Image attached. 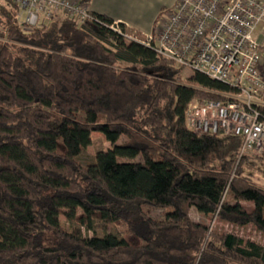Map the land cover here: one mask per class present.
Instances as JSON below:
<instances>
[{
	"label": "trees",
	"instance_id": "obj_1",
	"mask_svg": "<svg viewBox=\"0 0 264 264\" xmlns=\"http://www.w3.org/2000/svg\"><path fill=\"white\" fill-rule=\"evenodd\" d=\"M17 13L0 0V264H264V244L189 216L264 238V152L240 157L241 138L186 126L191 104L235 90L196 72L184 79L106 16L27 29ZM93 133L111 149L82 164ZM108 221L125 236H83Z\"/></svg>",
	"mask_w": 264,
	"mask_h": 264
},
{
	"label": "built area",
	"instance_id": "obj_2",
	"mask_svg": "<svg viewBox=\"0 0 264 264\" xmlns=\"http://www.w3.org/2000/svg\"><path fill=\"white\" fill-rule=\"evenodd\" d=\"M17 20L27 29L55 16L79 24L90 20L83 0H14ZM264 24L262 0H176L141 41L159 56L190 73H200L235 90L225 102L206 101L188 108L186 126L198 135H232L242 140L239 156L264 152V79L260 74ZM264 26V25H263ZM113 30L118 31L116 24Z\"/></svg>",
	"mask_w": 264,
	"mask_h": 264
},
{
	"label": "rangeland",
	"instance_id": "obj_3",
	"mask_svg": "<svg viewBox=\"0 0 264 264\" xmlns=\"http://www.w3.org/2000/svg\"><path fill=\"white\" fill-rule=\"evenodd\" d=\"M263 40L260 41L262 47L264 48V38ZM264 60V59H263ZM264 64V61L263 63ZM263 71H264V66H263ZM191 75L190 72L188 71H183L182 77L185 79ZM124 140L121 138L118 141V144L123 143ZM111 149L110 143L102 136L101 134L98 133H93L91 135V145L83 152V154L79 157L78 161L82 164H90L94 161V156L95 153L99 150L103 151H108ZM141 159L138 157L131 162H139ZM127 162V161H124ZM246 210H251L252 209V204L251 203H245L243 204ZM145 212L151 217L155 219H161L164 217L165 214L169 213L170 210H152V209H146ZM190 219L195 222V223H204L208 226L209 230L211 232H219V233H231L234 235H237L241 238H244L246 240L255 242L259 245L264 244V238L255 230V228L251 225L244 226V227H238V226H233L228 223H222L219 222L215 219L214 216H203L195 209H191L189 213ZM61 221H65L63 217L60 218ZM123 225H115L111 222H106L105 224H99L98 222H95L93 225V230L91 231H86L82 230L83 236L86 237H92V236H97V237H102L107 234H115L119 237H124L125 236V230H124Z\"/></svg>",
	"mask_w": 264,
	"mask_h": 264
},
{
	"label": "crops",
	"instance_id": "obj_4",
	"mask_svg": "<svg viewBox=\"0 0 264 264\" xmlns=\"http://www.w3.org/2000/svg\"><path fill=\"white\" fill-rule=\"evenodd\" d=\"M90 13L106 16L114 24H122L126 33L140 36L142 40L152 34L155 21L176 0H83ZM264 3V0H262ZM264 24L255 33L260 42L264 38Z\"/></svg>",
	"mask_w": 264,
	"mask_h": 264
}]
</instances>
